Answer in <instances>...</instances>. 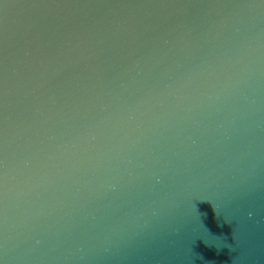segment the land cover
Returning <instances> with one entry per match:
<instances>
[{
	"label": "water",
	"instance_id": "water-1",
	"mask_svg": "<svg viewBox=\"0 0 264 264\" xmlns=\"http://www.w3.org/2000/svg\"><path fill=\"white\" fill-rule=\"evenodd\" d=\"M0 264H264V0L10 3Z\"/></svg>",
	"mask_w": 264,
	"mask_h": 264
},
{
	"label": "snow or ice",
	"instance_id": "snow-or-ice-1",
	"mask_svg": "<svg viewBox=\"0 0 264 264\" xmlns=\"http://www.w3.org/2000/svg\"><path fill=\"white\" fill-rule=\"evenodd\" d=\"M25 0H0V31H2L3 20L5 17V10L10 3H22ZM31 2L37 3L38 0H31Z\"/></svg>",
	"mask_w": 264,
	"mask_h": 264
}]
</instances>
